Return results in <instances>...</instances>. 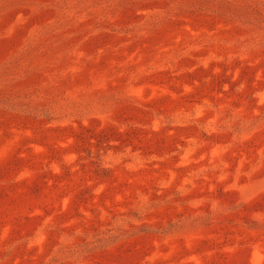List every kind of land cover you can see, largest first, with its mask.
<instances>
[{
    "label": "rangeland",
    "instance_id": "rangeland-1",
    "mask_svg": "<svg viewBox=\"0 0 264 264\" xmlns=\"http://www.w3.org/2000/svg\"><path fill=\"white\" fill-rule=\"evenodd\" d=\"M0 264H264V0H0Z\"/></svg>",
    "mask_w": 264,
    "mask_h": 264
}]
</instances>
